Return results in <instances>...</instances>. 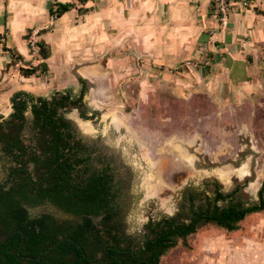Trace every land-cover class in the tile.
<instances>
[{
  "label": "rangeland",
  "instance_id": "obj_1",
  "mask_svg": "<svg viewBox=\"0 0 264 264\" xmlns=\"http://www.w3.org/2000/svg\"><path fill=\"white\" fill-rule=\"evenodd\" d=\"M25 1L32 6L34 15L30 14L23 22L24 29L10 33L8 44L21 54L31 51L23 64L37 65L41 58L35 43L44 38L39 37L40 31L46 36L44 40L53 57L47 63L46 73L24 79L14 72L2 89L26 83L38 86L39 89L30 88L36 95L50 97L67 88L78 92L80 80H85V102L90 108L100 110L101 116L84 124L78 111L69 109L67 117L96 164H111L114 169L118 188L117 224L125 236L141 241L147 216L157 204L156 199L147 197L144 184L154 172L145 168L147 164L139 150L142 144L154 151L152 156H160L156 150H165L174 168L186 171L189 177L195 173L199 177L216 175L225 168L236 171L247 165L249 175L247 186L243 187H248L249 193L244 197L255 196L264 181V102L257 105V92L252 96L253 106L243 103L240 94H233L232 101L222 102V83L213 78L214 73L209 79L201 72L184 74V69L198 68L199 62L194 64V58H168L161 62L148 58V47H145L148 9L140 5L146 0H133L134 8L131 2L122 5L113 1L112 8L99 14L95 10L87 14L75 10L60 19L49 14V4L58 0ZM60 1L76 2L78 8L82 7L78 0ZM98 2L90 1L86 7L97 8ZM29 27H33V31L25 41L23 36ZM28 43L32 45L31 50ZM5 59L0 58L2 64ZM5 102L0 103V115L7 118L12 109ZM26 116L28 127L24 138L29 145L35 132L31 113ZM119 117L124 128L117 132L113 124L122 122ZM131 133L134 136H129ZM178 151L185 153L191 164L179 159ZM11 166L0 148V182L5 180ZM238 178L243 182L244 177ZM171 201L177 206L180 197ZM163 208L162 205L158 209V214ZM260 222H264V218L248 227L241 225V230L232 234H226L215 225L200 227L197 235L180 241L162 263L259 264L262 253L253 251L264 243V228L254 229Z\"/></svg>",
  "mask_w": 264,
  "mask_h": 264
},
{
  "label": "trees",
  "instance_id": "obj_2",
  "mask_svg": "<svg viewBox=\"0 0 264 264\" xmlns=\"http://www.w3.org/2000/svg\"><path fill=\"white\" fill-rule=\"evenodd\" d=\"M90 1L78 0L81 8L76 2L54 1L49 14L57 19L75 10L87 14L97 9L86 7ZM105 5L110 7L111 3ZM32 31L27 30L25 41ZM38 34L44 35L40 31ZM2 38L0 35V43ZM28 46L31 50V43ZM35 46L41 61L18 66L24 79L49 69V44L41 39ZM3 50L12 55L8 68L25 63L18 51L6 45ZM79 83L78 92L67 88L50 97L15 92L10 98L11 114L7 118L0 115V148L14 164L8 184H0V264H160L162 257L177 247L178 239H186L201 223L225 225L235 231L248 214L264 211L263 183L258 205L225 224L218 216H200L191 225L179 228L184 231L180 232L170 222L151 223L146 226L150 238L141 243L130 240L117 224L112 174L108 169L91 171L87 148L75 140L66 117L69 108L90 111L85 102L86 82ZM28 113L35 132L29 145L24 138ZM215 212L225 215L219 208Z\"/></svg>",
  "mask_w": 264,
  "mask_h": 264
},
{
  "label": "crops",
  "instance_id": "obj_3",
  "mask_svg": "<svg viewBox=\"0 0 264 264\" xmlns=\"http://www.w3.org/2000/svg\"><path fill=\"white\" fill-rule=\"evenodd\" d=\"M100 1L104 0L97 3L95 10L97 14L112 8L113 1L122 5L131 2L133 8L136 4L133 0L123 2L107 0L111 3L108 7L105 5L106 0L104 3ZM246 1L247 6L236 4L232 7L226 24L217 15L214 0L142 1L140 5L148 9V43L145 46L148 47V58H155L159 62L169 60L168 58H194V64L199 62L196 64L198 68L184 69V74L201 72L202 76L205 75L208 79L213 76L214 79L220 80L223 90L222 102L232 101L233 94H240L243 103L253 106L254 92L258 95L257 105L262 100L264 102V0ZM32 11V6L25 0H0V35L3 37V43H0V58H6L4 64L0 60V91L6 89L0 93V103L6 101L10 107V98L15 92L26 91L36 95L30 88L39 89L38 86L26 83L9 84V89L5 88L6 86L2 89L8 76L14 72L16 75L19 74L18 66H24L23 63H17L19 65L16 67L8 68L7 65L12 62V55L5 52L3 46L12 49L8 44L10 33L16 29H24L23 22L28 20L30 14L34 15ZM35 13L37 14L36 10ZM43 37L45 39L46 36ZM30 52H27L28 55ZM23 53L20 54L26 62L28 56L27 53ZM238 78L241 80L234 81ZM9 92L10 96L4 98ZM262 223H258L259 226L254 229L264 228V222ZM254 249L253 252L262 253V261L259 262L258 259L256 261L264 264V243ZM246 251L251 252L248 249Z\"/></svg>",
  "mask_w": 264,
  "mask_h": 264
},
{
  "label": "flooded vegetation",
  "instance_id": "obj_4",
  "mask_svg": "<svg viewBox=\"0 0 264 264\" xmlns=\"http://www.w3.org/2000/svg\"><path fill=\"white\" fill-rule=\"evenodd\" d=\"M69 109H76L81 117V120H83L84 124L88 123L89 121H95L96 119H99L101 116L100 110H97L96 108H90V111H87L83 108L82 109L69 108ZM94 113L96 114L94 115ZM84 116H87V119H85ZM119 119L122 120L120 117ZM69 122L73 127L75 140L80 141L87 148L85 143L76 135L75 127L72 121L69 120ZM114 124L121 127L118 128ZM114 124H113L114 129L117 132L121 131L124 128V126H122L123 120L121 123L117 122ZM125 131L128 132L127 128L125 129ZM129 136H134V135L131 133ZM148 136L150 137L151 135L148 134ZM149 139L150 138H148V141H151V139L150 140ZM141 142L145 143L142 140ZM134 143H137V140H134ZM154 143H157L156 139ZM139 150L141 152V157L145 159V164H147L145 168L149 172H154L152 176H148L146 178L144 185L148 191L147 197L151 199L153 198L156 199L157 204L152 206L153 213L151 212L147 216V220L143 228L142 240L138 242L132 239L131 237L127 236L130 240L134 241L135 243L143 242L147 236L148 238L151 237L150 231L146 227L147 225H152L151 223L160 222L165 224L167 222H170L173 223L175 227L178 230H180V232H184V231H182L179 228L191 225L192 223L196 222L200 216L201 217L203 216L205 218L209 216H218L219 219L222 222H224L223 224H225L226 222L233 220L241 212H244L249 208L257 206L260 201L259 194L264 181L256 189V194L253 198L245 199L244 197L245 195H247V193H249L247 189L248 187L245 188L243 187V186H247L246 180L249 175L247 171L248 169L247 165H243L242 167L238 168L236 171H232L229 168H225L220 171H217L216 175L214 174L211 176L199 177L198 176L199 174L195 173L189 177V175H186L187 174L186 171L179 169V167L178 170L174 168L173 163L171 161L172 158L165 154V150H156L157 153L160 155L158 157L152 156L154 151L149 150V148L145 144L140 145ZM87 152L88 154H86V157H89V168L91 169V171L102 172L105 169H108V172L112 174L113 191L116 194L115 206L118 213V206H117L118 188L116 183V174L114 172L112 165L106 164L104 166L102 165L100 166L98 164L99 162L96 164L95 158H93V155L92 153H90L89 148H87ZM177 153L179 159H182L187 163L191 164L189 157L186 156L185 153H183L182 151L180 152L178 151ZM13 166L14 164L12 163L11 167ZM10 173L11 172L9 169L5 180L0 182L2 186H6L8 184L9 181L8 177ZM238 177H244V180H242L243 182L240 183ZM235 179L238 180L236 181ZM176 197L178 198L180 197V203L177 206L171 203L173 202L171 200ZM157 200L159 201L157 202ZM162 205L164 206L163 208L164 211L161 214H158V209H161ZM215 208H219L220 210L225 211V215L220 216L219 214H217L215 212ZM260 218H264V211H256V212H252L251 214H248L242 221L238 223V229L235 231L227 230L224 227L225 225H219L216 223H207V224L201 223L200 225L197 226L196 231L193 234H190L188 237L197 235L200 227L212 226V225H215L216 226L215 228L218 227L217 229H221L226 234L236 233L241 230L240 229L241 225H245L248 227L249 222L255 223L259 221ZM96 221H99V219ZM256 226H259L258 223ZM186 239L179 238L178 245L180 241L184 242ZM167 254L162 257L160 264H163L162 263L163 258H165Z\"/></svg>",
  "mask_w": 264,
  "mask_h": 264
},
{
  "label": "built area",
  "instance_id": "obj_5",
  "mask_svg": "<svg viewBox=\"0 0 264 264\" xmlns=\"http://www.w3.org/2000/svg\"><path fill=\"white\" fill-rule=\"evenodd\" d=\"M236 4L247 6L248 2L246 0H214L213 5L216 13L224 24H226L230 16L232 7Z\"/></svg>",
  "mask_w": 264,
  "mask_h": 264
},
{
  "label": "bare ground",
  "instance_id": "obj_6",
  "mask_svg": "<svg viewBox=\"0 0 264 264\" xmlns=\"http://www.w3.org/2000/svg\"><path fill=\"white\" fill-rule=\"evenodd\" d=\"M120 122V121H119Z\"/></svg>",
  "mask_w": 264,
  "mask_h": 264
}]
</instances>
